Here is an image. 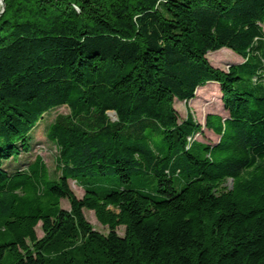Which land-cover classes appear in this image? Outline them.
I'll use <instances>...</instances> for the list:
<instances>
[{"label": "trees", "instance_id": "16d2710c", "mask_svg": "<svg viewBox=\"0 0 264 264\" xmlns=\"http://www.w3.org/2000/svg\"><path fill=\"white\" fill-rule=\"evenodd\" d=\"M5 3L0 264H264V0ZM225 47L227 70L207 58ZM210 81L227 116L181 119ZM59 107L56 171L20 161Z\"/></svg>", "mask_w": 264, "mask_h": 264}, {"label": "rangeland", "instance_id": "374dc122", "mask_svg": "<svg viewBox=\"0 0 264 264\" xmlns=\"http://www.w3.org/2000/svg\"><path fill=\"white\" fill-rule=\"evenodd\" d=\"M1 9V8H0ZM210 63L215 67H219L223 70H227L231 63L242 62L243 57L231 49L225 47L215 52H210L209 56L207 55ZM221 91L219 83L210 81L204 88L200 90L196 96L188 102L177 100L175 101V107L178 110L181 119L186 118L187 116V108L191 109L194 114L195 119L200 122L203 126L205 125L206 116L209 113H217L221 114L224 117L227 116V111L224 109L222 99H221ZM69 109L67 107H59L57 110L53 111L51 114H47L46 118L38 124V126L32 132V150L29 154L22 153L20 157V161H29L34 159L36 155H41L43 160L46 162L49 170L51 172L56 171V157L58 155L57 145L51 141L46 135V124L51 121L55 115L59 112H68ZM115 113L110 112V117L114 119ZM205 134L202 136L200 134L196 135V138L204 141L215 143L219 140V137L214 134L212 131L205 129ZM16 162H12L10 168H14ZM70 186L74 193L78 197H82L84 195V189L80 187L75 180L69 181ZM62 206L64 208L69 209L70 204L67 200H62ZM85 216L87 220L94 226L96 230L107 234L109 229L107 226L102 225L95 213L92 210L87 208L84 209ZM38 236L41 237L43 235V231L41 229V223L36 227ZM118 233L123 235L125 233V227L121 226L118 228ZM8 264V261H6Z\"/></svg>", "mask_w": 264, "mask_h": 264}, {"label": "water", "instance_id": "95a60500", "mask_svg": "<svg viewBox=\"0 0 264 264\" xmlns=\"http://www.w3.org/2000/svg\"><path fill=\"white\" fill-rule=\"evenodd\" d=\"M0 7H1V9H0V16H1V14L5 11V9H6V3H5V0H0ZM115 113V115H114V119H116L117 118V116H116V112H114Z\"/></svg>", "mask_w": 264, "mask_h": 264}, {"label": "bare ground", "instance_id": "6f19581e", "mask_svg": "<svg viewBox=\"0 0 264 264\" xmlns=\"http://www.w3.org/2000/svg\"><path fill=\"white\" fill-rule=\"evenodd\" d=\"M1 6V5H0ZM1 8V7H0Z\"/></svg>", "mask_w": 264, "mask_h": 264}]
</instances>
